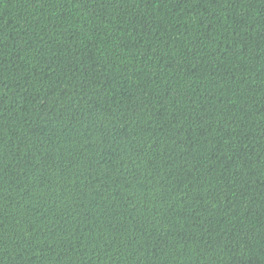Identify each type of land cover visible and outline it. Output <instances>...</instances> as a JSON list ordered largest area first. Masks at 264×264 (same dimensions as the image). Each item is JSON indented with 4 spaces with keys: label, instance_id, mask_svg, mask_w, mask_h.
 Returning a JSON list of instances; mask_svg holds the SVG:
<instances>
[{
    "label": "trees",
    "instance_id": "trees-1",
    "mask_svg": "<svg viewBox=\"0 0 264 264\" xmlns=\"http://www.w3.org/2000/svg\"><path fill=\"white\" fill-rule=\"evenodd\" d=\"M0 264H264V0H0Z\"/></svg>",
    "mask_w": 264,
    "mask_h": 264
}]
</instances>
